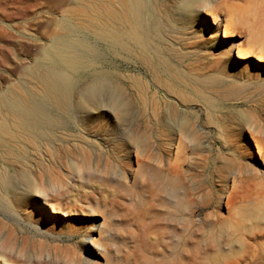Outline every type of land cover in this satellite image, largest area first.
<instances>
[{"label": "rangeland", "instance_id": "obj_1", "mask_svg": "<svg viewBox=\"0 0 264 264\" xmlns=\"http://www.w3.org/2000/svg\"><path fill=\"white\" fill-rule=\"evenodd\" d=\"M77 1L80 2V0H0V94L9 92V90L11 91L14 89L15 93L19 94L20 96L23 95V97H25L26 99L30 95H36V96L39 95V93H37L39 86L37 84L38 80L36 79V77H34V75L31 72H33L34 68L40 61L43 52L45 53L46 50L48 51L52 50L49 49L51 48V44L53 41L56 42L58 40L59 42L58 41L57 42L61 43L64 40L73 41L78 37H83L86 43L89 44L91 47H93V52L84 51V54L87 53L86 55L89 58L90 68H87L86 66L84 69L83 67L81 71L82 76L83 77L85 76L87 79L88 78L92 79L94 74L99 73L100 71V73L106 74L108 77V81L105 84L109 85L110 83L112 84V82L114 84L115 80H116L115 84H120V83L122 85L124 84L125 87L129 89L127 92H130L128 95L134 101V106L129 108L130 111L128 116L129 119L126 118V120L127 119L128 120L127 121L124 120V122L123 120L119 121L116 118V113L113 110V106L110 105L108 102H106V105L98 103V106L94 107L95 109L94 108L92 109L89 106H88L89 108L87 107V109H83L84 107L81 105H79L78 107L73 106L72 108H70L71 110L70 109L68 110L69 114L61 112L62 113L61 115L59 114L60 112L49 107L48 108L49 110L48 109L45 110L48 111L47 113L49 114V117L50 118L52 117L53 121H55V125L54 126L45 125V120L42 119L41 122H39L38 129H35V131L38 130L39 132L38 135L39 137H37L38 140L36 141L35 139L31 138V135L29 137L28 136L22 137L21 135L18 136L19 140L18 139L16 140L18 142H15L14 144L12 142L10 145L12 147L15 146L17 148L20 147V149H22L23 152L20 153L19 158L15 159V161L10 160L11 163H13L12 165L9 164L10 162H7V160L9 161V159H6V157L4 156L5 154L0 152L1 153L0 155V262L1 264H56V263L57 264L58 263L59 264H76V263L77 264H118V263L122 264L124 260H125L124 264L126 263L129 264L130 261L133 262V263L130 262V264H134V263L138 264L139 259L145 260L154 257H155L154 261L165 264H170V263L176 264V262L178 264H197L198 262L199 264L201 263L205 264L206 260L208 259L209 253H211L212 255V253L217 250V249L213 250L215 249L214 247H216V244H218L217 247L221 246V243L223 246L225 241L226 242L230 241V239L232 241L233 237H235L234 239L241 237L244 240L246 239L248 240L249 238L248 230L252 229V226L249 227V223L245 220L244 214L248 209L252 208L255 202H257V194L261 193L262 190H263L262 192H264V187H263L264 165H262V162L258 159L256 148L254 147V143H252V139L250 138L251 128L256 127L260 131L259 137L264 143V62L257 61L256 58L258 54H260L259 52L260 50L258 46L256 45L254 46V42L251 41L250 37L252 31L253 32L255 31L256 33H259L261 36H264V30L262 28V23H260L259 18H256V20L251 19L249 25L248 24L243 25L238 23L233 24L229 15V11L227 10L229 7L233 5H238V6L242 5L241 7L245 6L244 8L246 10L247 8L249 9L253 4H251L249 0L219 1L221 7L219 11H217V13L218 15H220L219 17L221 23H219L220 26L217 27L212 24V18L210 17H207L206 20L207 22H206L204 20H200L197 16L190 17L186 15L184 11V7H182L181 0L178 1L174 0L176 2H172L173 0H164V4L162 3L164 7L160 6L162 12L159 9L152 10L148 6L145 7L144 10L142 11L144 13V15L142 13V16L144 18V23L147 21V19H150V21H147V23H145L146 25L143 28V32L145 31L143 37L146 38L148 37L149 39L147 38L146 41L144 40V43L138 44L137 42H133L131 39L130 40L128 39V36L125 34L126 33L125 29H119V32L122 31L121 35L123 36L119 34L120 36L118 41L119 44L113 45L103 39H99L95 37V35H93L89 29L85 30L80 28L81 24H79V22L75 20L73 17L69 16V12L72 9L79 7L77 5L78 4ZM168 1L171 2L169 3ZM256 2L260 4L263 3L262 0ZM165 3L167 6H165ZM170 6H171L170 8L171 10L169 9ZM148 8H150V10ZM261 10L263 12H261ZM157 14L159 16L156 19V17L153 15L157 16ZM261 14L264 15V7L260 6L256 10V15H258L259 17L261 16ZM146 15L147 16L149 15L150 18L147 17ZM179 15L181 16L180 18ZM166 16H168L169 19ZM185 16L186 18H184ZM181 19L183 20L181 21ZM229 23L233 24V26L231 25L232 28L230 30L231 31L230 36L224 37L223 35L224 27ZM66 24H68L67 30L64 28V26H62V25L67 26ZM165 24L166 25L168 24V27ZM176 24H178L180 27ZM74 25L77 27H75ZM76 29L79 30V33L77 32L78 30ZM153 29H156L158 31H155ZM175 29L178 31H176ZM70 30L72 32H70ZM73 30H76V32ZM147 32L151 35V37ZM126 36L127 39H125ZM153 40L155 42H153ZM165 44H167V46ZM168 44H170L171 46ZM48 47L50 48L48 49ZM173 47L176 48L173 49ZM238 47H244L247 49L249 48L248 59L239 60L237 58L236 52L238 51ZM124 48H127V50H124ZM193 50H195V52ZM138 53L141 55H138ZM128 54L130 57L127 56ZM131 54L133 56H131ZM147 55L151 56V58L148 57ZM147 59L149 63H147ZM191 59L192 60L195 59V60L192 62ZM144 63H146L147 65ZM111 72L113 73L111 74ZM118 72L121 73V76L122 75L123 76L120 77V74ZM123 77H127V78L132 77V78L130 80H127L124 79ZM83 79L86 80L85 78ZM143 81H144V85H143ZM82 84L83 83L81 82L79 88L80 87L83 88ZM134 85L137 87H135ZM172 89L174 90V92ZM186 90L188 91V93L186 92ZM157 95L158 98H156ZM205 97H207V99H204ZM38 98L41 97L39 96ZM164 101H166V103ZM172 101H174L175 103ZM158 102L160 104L162 102L163 103L162 105H160ZM136 107L138 109L140 108L141 110L139 109L140 110L139 111ZM73 108L75 109V111ZM99 108L100 111H97L96 109L99 110ZM106 108H109V110H113L114 112L113 111L110 112L108 109L106 111ZM169 108H173L175 110L177 109L176 113L173 114V112H168L167 109ZM184 108L185 110H183ZM78 110L80 112L83 111L82 114L83 116H85L84 119L86 120L84 121L86 122L87 125H88L87 121L88 122L93 121L90 131H86L85 129L83 130L81 127L79 128V125H77L80 116ZM179 110H181V112ZM94 111L96 114L93 113ZM149 111L151 112V114ZM188 112H191V115ZM145 114L147 118H145ZM185 114L186 116H184ZM86 115L88 116L86 117ZM54 116L56 119L54 118ZM177 116H179L180 118ZM69 117L73 119H69ZM95 117H97V119H94ZM149 117L150 118L152 117L151 121ZM184 118L189 123V126L191 128L192 140L191 138L190 139L188 138L189 140L185 139L183 142H181L184 139V137L181 135L180 132L178 133L177 129L181 125V122L179 121H183ZM164 119L165 121L163 122ZM173 120L174 122H172ZM177 121L178 124L180 123L179 126H176ZM197 121H200V123ZM126 122L128 123L126 124ZM166 125L167 126L170 125V126L167 127ZM133 129L134 131H132ZM143 129L146 130L144 131ZM128 130H130L131 133H128ZM148 130L151 132H149ZM194 130H196V132ZM80 132L84 135L86 133L87 134L89 133L88 138H90V140H93V146L91 145L89 147V156L85 155L86 158L85 159L81 152L80 155H78L79 158H77V156H74L73 159L74 162H76L75 163L76 166L74 165L73 167L69 165L70 162H68L67 159H64V162L60 160L62 156V153L60 154V152H57L55 156L56 160H54L52 155L50 154V151L48 150L49 149L48 144L54 143L53 141L54 139L52 140L53 138L52 134L63 133V134L77 135ZM123 132H125V136ZM91 133H93V135ZM164 134L165 136L163 137ZM48 135L50 136V138ZM119 136H121L122 138ZM136 136H138V138L143 136L144 137V138L142 137L143 139L140 138L141 142L143 143H141L139 139L137 140ZM204 138L208 141H205ZM170 139L173 140L172 155L174 156V163L175 162L177 163V165L176 163L174 164V169L172 170L169 169V166L166 165V162L164 160L170 152L169 150L170 147L167 143V140ZM29 140L30 142H33L41 146V148L35 149L30 144ZM106 140H108L109 142ZM132 140H133L132 143L135 144L130 143ZM42 141H44V143ZM197 141H199L200 143ZM137 142L138 143L140 142L139 144L141 145L142 144L144 145V143L146 142L149 146V150H147L149 155H146L141 158L143 164L140 165V168L139 166H137V164H135ZM179 143L180 145H182V148L179 145ZM190 144H192V146ZM176 145L180 146L182 152L181 150L179 152ZM175 146L176 148H174ZM201 146L203 148H201ZM107 147L109 149H107ZM188 147H190L191 149L189 150ZM231 147L234 148V150L231 151L232 149ZM17 148H15L16 151H18ZM176 149L178 150L177 154H176L177 152ZM125 151H131L132 159H130L128 153ZM159 154L161 155V158L163 157L164 160L163 164H159L157 160L153 158L154 156L158 157ZM178 154L181 155L176 157ZM58 155H60V157ZM175 158L178 159L176 160ZM184 161H186L185 164L183 163ZM233 162L234 163L236 162V164L238 165L235 164L236 166L235 165L233 166L234 164ZM6 163H8L9 165H7ZM225 164H227V166ZM194 165L196 166V168ZM141 166H144V169H141ZM3 169L6 171H4ZM227 170L230 171L228 172ZM75 171L76 173H74ZM101 171H103V173ZM156 171H162L164 173V178L167 182V186L162 190L165 192L161 191L160 192L161 194H159L158 197H155V194L151 193L150 188L146 186L148 184L145 182L147 180L146 176ZM245 171H247L248 173H246ZM95 172L97 173L94 174ZM117 172L122 174L118 175ZM114 173L117 174L118 176L117 175L115 176ZM231 173H233L234 175L233 174L231 175ZM261 174L262 176H260ZM111 178H112V182H111ZM90 181L92 183H89ZM108 181L113 183L111 184L112 186H110V183H108ZM115 181L118 186L115 184ZM242 182L245 186L247 185L248 189L249 187L255 188L256 191L254 192H257V194L254 193L255 198L253 197L252 200V201L255 200V202H252L253 203L252 204L251 201L249 202V200H244L243 195L241 199L240 197L238 198L232 197V200H230L232 201L231 206L229 208H226L225 202L229 197L233 196L235 191L234 186L236 187L243 186ZM222 183L224 184V186ZM56 185L58 186V188ZM60 185L62 186L59 187ZM49 188L50 190L53 191L51 192L49 190L50 191L49 192L48 191ZM118 188H121V190L119 191ZM124 190L125 193L123 192ZM173 190L174 191L176 190L177 193L175 191L174 193L172 192L173 194H171L170 191ZM191 190L194 191L191 192ZM224 190L226 191L224 192ZM31 191L35 195H33ZM125 195L127 196L125 197ZM164 195L167 197H165ZM171 197L174 198L171 199ZM148 198L150 199V201ZM161 199L163 203L160 201ZM44 201L48 202V205L46 204L44 205ZM136 202L140 204V206H137ZM148 202L149 204H147ZM170 202L172 205L170 204ZM141 203L145 204V207L142 206ZM37 204L38 207L43 206L48 209L46 211L41 210L40 208L37 209ZM60 204L62 206L57 208L58 206H60ZM160 204H162L163 206ZM51 205L52 206L54 205V207L57 208L58 212L61 209L60 212L56 214L50 213V210L52 208ZM135 206L138 208V210H136ZM150 206H152L151 210H148L150 209ZM65 207L67 208L65 209ZM105 207L107 208L104 209ZM139 207L142 210H140ZM146 209L149 213L146 211ZM68 210L69 212H67ZM134 210L136 212H134ZM166 210L167 211L169 210L168 211L169 215L167 214ZM172 211L175 214H173ZM179 211L180 213H178ZM150 213H152L154 216L152 214L150 215ZM162 214L164 215V219H162L163 218ZM103 219L105 221H102ZM164 220H166V222ZM258 220L259 221L257 222L258 224L256 225V227L261 226L259 225L261 223L264 226L263 224L264 221L261 222L260 219ZM261 220L264 219L261 218ZM194 223L196 224L193 225ZM208 224L211 225L210 228H208L209 227ZM94 225L102 226L103 229L101 232L102 236H99V233L96 232V230L92 227ZM153 226L155 227L152 228ZM177 228L181 229L182 231L181 230L176 231ZM150 229L153 231H151ZM196 229L198 232L196 231ZM199 229L202 232H199ZM208 229H210V231H208ZM228 229L229 232H226V230L228 231ZM170 230L171 233L169 232ZM194 230L196 231V233ZM112 232L114 233L111 234ZM172 232L175 233L173 234ZM225 232L228 234L223 236L222 234H225ZM193 233L195 234V236ZM201 233L207 236H203ZM200 234L202 235L201 237L202 239H200L199 238L200 236H198ZM217 234L222 236L221 237L217 236L216 238ZM92 237H94L98 242L104 245V248L106 250V254L104 253L105 255L103 254V256H100L97 254V252L99 251L93 247V244H91ZM205 237H208V241L207 238ZM222 237H224L225 239ZM197 238L199 239V241ZM164 239L167 240L165 241ZM192 243H194V246ZM141 246L142 248H140ZM195 246H197L195 248L196 250L200 251V249H202L203 247V249L207 250V252L201 250V252L198 253L194 249ZM204 246L207 248H204ZM148 248L149 251H146L148 250ZM163 249H165V251L168 250L166 251L167 253ZM171 249L173 253L172 255L171 252H169V250L171 251ZM117 251H120V253ZM152 251L157 256L154 255ZM223 251H224V255L226 254L231 255V252L228 251L227 249ZM223 251L221 252V254H223ZM107 252L108 253L111 252V253L108 254ZM257 252L258 254L263 253L264 248L259 247ZM204 253L208 255H205ZM181 254L184 256H182ZM198 254L200 255V257ZM120 255L121 256L123 255V257L121 258ZM180 256H182L183 259ZM193 256H195V260H193L194 258ZM219 256L221 255L219 254ZM184 257L185 258L187 257L188 259L187 258L184 259ZM221 257L220 260L223 259V256ZM84 258L86 259V261ZM177 258L179 262L183 260L185 262L183 261L179 263L177 261ZM198 258L199 260L203 259L204 261L202 260L203 262L200 263V261L197 260ZM115 259H118L119 261ZM91 260H94V262L92 263ZM186 260L189 262H187ZM254 260L253 261L249 260L250 261L249 264H264V261L254 262ZM166 261H168V263Z\"/></svg>", "mask_w": 264, "mask_h": 264}, {"label": "bare ground", "instance_id": "obj_2", "mask_svg": "<svg viewBox=\"0 0 264 264\" xmlns=\"http://www.w3.org/2000/svg\"><path fill=\"white\" fill-rule=\"evenodd\" d=\"M176 1H178V0H176ZM176 1H172V2H176ZM219 1H221V0H181V2H182V7H184V11H185V13H186V15H188V16H190V17H194V16H197L200 20H204V21H206L207 20V17H210V18H212V24L213 25H215V26H220L219 25V23H221L220 22V15H218V13H217V11H219V9H220V7H221V4L219 3ZM256 1H259V0H249V2L251 3V4H253L249 9L247 8L246 10H245V6H243V7H241L242 5H233V6H231V7H229L228 8V10L227 11H229V15H230V18H231V21L233 22V24H235V23H238V24H248L249 25V23H250V21H251V19L253 20V19H255L256 20V18H259L260 19V23H262V28H263V30H264V15L263 14H261V16H259L258 17V15H256V10L261 6V7H264V1L262 0V4H260V3H257ZM78 2V1H77ZM169 2V1H168ZM171 2V1H170ZM169 2V3H170ZM261 2V1H260ZM164 4V0H80V2H78V6L79 7H77V8H74V9H72L70 12H69V16L70 17H73L75 20H77L78 22H79V24H81L80 25V28H82V29H85V30H87V29H89L90 31H91V33L93 34V35H95V37H97V38H99V39H103V40H105V41H107L108 43H111V44H113V45H117V44H119V38H120V36H119V34L121 35V32H119V29H125V34L128 36V39L130 40H132L133 42H137L138 44H142V43H144V40L146 41L147 40V38L146 37H143V34H145L144 32H143V28L145 27V23H147V21H150V19H147V21L144 23V18H143V16H142V11L144 10V8L145 7H150L152 10L154 9H156V10H161V12H162V9H161V7H164L163 6V4ZM162 4V5H161ZM172 4V3H171ZM170 4V5H171ZM222 5H224V4H222ZM161 6V7H160ZM165 6H167L166 5V3H165ZM173 6V5H172ZM150 8H148L149 10H150ZM171 8V6L169 7V9ZM227 8V7H226ZM177 9V8H176ZM148 10V11H149ZM171 10V9H170ZM175 10V9H174ZM182 10V9H181ZM146 11V10H145ZM147 11V12H148ZM169 11V10H168ZM183 11V10H182ZM183 11V12H184ZM183 12H181V13H183ZM261 12H263L262 10H261ZM173 13V12H172ZM220 13V12H219ZM147 14V13H146ZM149 14V13H148ZM154 14H155V12H154ZM163 14V13H162ZM169 14V13H168ZM177 14V13H176ZM203 14H204V17H203ZM143 15H144V13H143ZM150 15V14H149ZM149 15L147 16V17H149ZM165 15V14H164ZM183 15V14H182ZM12 16V15H11ZM153 16H155L156 17V19H157V17L159 16L158 14H157V16L156 15H153ZM161 16V15H160ZM162 17V16H161ZM167 18H168V16H166ZM177 17H178V15H177ZM181 16L179 15V18H180ZM150 18V17H149ZM166 18V19H167ZM174 18V17H173ZM184 18H186V16L184 17ZM188 18V17H187ZM10 19V18H9ZM152 19H153V17H152ZM169 19V18H168ZM222 19V18H221ZM183 19H181V21H182ZM188 20V19H187ZM186 20V21H187ZM153 21V20H152ZM167 21V20H166ZM175 21V20H174ZM173 21V22H174ZM210 21V20H209ZM157 22V21H156ZM171 22H172V20H171ZM183 22H185V21H183ZM207 22V21H206ZM259 22V21H258ZM155 23V22H154ZM160 23V22H159ZM167 23V22H166ZM175 23V22H174ZM179 23V22H178ZM201 23V22H200ZM209 24V23H208ZM233 24H227L225 27H224V30H223V35H224V37H229L230 36V33H231V28H232V26H233ZM67 26H65V25H62V26H64V28L67 30L68 28V24H66ZM166 25V24H165ZM164 25V26H165ZM176 25H178V24H176ZM193 25V24H192ZM232 25V26H231ZM256 25V24H255ZM254 25V26H255ZM75 26V25H74ZM152 26V25H151ZM159 26V25H158ZM163 26V25H162ZM167 27H168V24L166 25ZM179 26V25H178ZM60 27V26H59ZM71 27V26H70ZM75 27H77V26H75ZM153 27V26H152ZM160 27V26H159ZM175 27V26H174ZM180 27V26H179ZM182 27V26H181ZM235 27V26H234ZM73 28V27H72ZM256 28V27H255ZM258 28V27H257ZM261 28V27H260ZM71 29V28H70ZM74 29V28H73ZM148 29H150V28H148ZM148 29H147V31H148ZM169 29H170V27H169ZM76 30H78V29H76ZM76 30H73V31H75L76 32ZM146 30V29H145ZM153 30H155V31H158V30H156V29H153ZM159 30H160V28H159ZM173 30V29H172ZM176 30V29H175ZM180 30V29H179ZM182 30V29H181ZM188 30V29H187ZM211 30H213V29H211ZM255 30H257V29H255ZM154 31V32H155ZM176 31H178V30H176ZM61 32V31H60ZM69 32V31H68ZM70 32H72L71 30H70ZM78 33H79V30L77 31ZM168 32V31H167ZM182 32V31H181ZM65 33V32H64ZM148 33V32H147ZM151 33V32H150ZM158 33V32H157ZM170 33V32H169ZM172 33V32H171ZM149 34V33H148ZM148 34H147V36H148ZM152 34V33H151ZM174 34V33H173ZM150 35V34H149ZM162 35V34H161ZM121 36H123V35H121ZM127 36L125 37V39H127ZM144 36H146V35H144ZM157 36V35H156ZM180 36V35H179ZM191 36V35H190ZM150 37H151V35H150ZM153 37V36H152ZM158 37V36H157ZM162 37V36H161ZM144 38H146V39H144ZM160 38V37H159ZM179 38V37H178ZM149 39V38H148ZM250 39H251V41L252 42H254V46L256 45V46H258V48H259V52H260V54H258V56H257V61L258 62H264V36H261L259 33H256L255 31L253 32H251V37H250ZM124 40V39H123ZM171 40V39H170ZM177 40V39H176ZM58 41V40H57ZM55 42V41H53L52 42V44H51V48L50 47H48V49L49 50H51V51H48V50H46L45 51V53L43 52V55H41L42 57H41V59H40V61L38 62V64L36 65V69L34 68V70H33V72H31L33 75H34V77H36V79L38 80H35V81H37L38 83V92L37 93H39V95H37L38 97L40 96L41 98H38L36 95H30V96H28L27 97V99L25 98V97H23V95L22 96H20L19 94H17V93H15V91H14V89L13 90H9V92H6V93H2V94H0V152H2V153H4L5 155V157H6V159H9V161L7 160V162H10L9 164L10 165H12L13 163H11V161L10 160H14L15 161V159H17V158H19V155H20V153L21 152H23V150L22 149H20V147L19 148H17L16 146L15 147H12L10 144L13 142V144L15 143V142H18V141H16L17 139H18V136H30L31 135V138L32 139H35V141L36 140H38L37 139V137H39L38 135H39V132H38V130H36L35 131V129H38V125H39V122H41V120L43 119V120H45V125H48V126H54L55 125V121H53V119H52V117L50 118L49 117V114L47 113L48 111H46L45 109H48L49 107L50 108H52V109H54V110H56V111H58V112H60L59 114L61 115L62 113L61 112H63V113H68V110L70 109V108H72L73 106H76V107H78L79 105H81V106H83L84 108L83 109H87V107L89 106L90 108H94V107H97L98 106V103H101V104H104V105H106V102H108L110 105H112L113 106V110L115 111V113H116V118L120 121H122L123 120V122H124V120H126V118H128V116H129V108H131V107H133L134 106V101L131 99V97H129V93L130 92H127L129 89H127V87H125V85L123 84H115L116 83V80H115V83L113 84V82H112V84L110 83L109 85H107V84H105L107 81H108V77H107V75L106 74H102V73H100V71H99V73H96V74H94V76H93V78L92 79H90V78H86L85 76L83 77L82 76V74H81V71H82V69H83V67H84V69H85V67L87 66V68H90L89 66H90V61H89V58L87 57V53L86 54H84V51H89V52H93V47H91L89 44H87L86 43V41L84 40V38L83 37H78L77 39H74L73 41H66V40H64L63 42H61V43H58V42ZM125 42H126V40H125ZM153 42H155L154 40H153ZM169 42V41H168ZM127 43H128V41H127ZM129 43H130V41H129ZM148 43V42H147ZM138 44H136V45H138ZM150 44V43H149ZM149 44H147V45H149ZM153 44V43H152ZM157 44V43H156ZM164 44V43H163ZM173 44V43H172ZM177 44V43H176ZM93 45V44H92ZM108 45H110V44H108ZM151 45V44H150ZM154 45V44H153ZM159 45V44H158ZM166 46H167V44H165ZM168 45H170V44H168ZM171 46V45H170ZM114 47V46H113ZM123 47V46H122ZM139 47V46H138ZM169 47V46H168ZM94 48H96V47H94ZM118 48V47H117ZM120 48V47H119ZM140 48V47H139ZM162 48H164V47H162ZM174 48H176V47H173V49ZM113 49V48H112ZM111 49V50H112ZM134 49V48H133ZM135 49H136V46H135ZM134 49V50H135ZM167 49V48H166ZM186 49V48H185ZM192 49V48H191ZM249 49V48H248ZM248 49L247 48H244V47H238V51L236 52V56H237V58L239 59V60H246V59H248L249 58V53H248ZM116 50V49H115ZM114 50V51H115ZM118 50V49H117ZM124 50H127V48H124ZM133 50V51H134ZM139 50V49H138ZM142 50V49H141ZM157 50V49H156ZM168 50H171V49H168ZM121 51V50H120ZM119 51V52H120ZM183 51V50H182ZM194 52H195V50H193ZM126 52V51H125ZM139 52V51H138ZM142 52V51H141ZM152 52V51H151ZM155 52V51H154ZM157 52V51H156ZM159 52V51H158ZM174 52V51H173ZM176 52V51H175ZM185 52V51H184ZM188 52V51H187ZM233 52V51H232ZM115 53H118V52H115ZM121 53V52H120ZM119 53V54H120ZM131 53V52H130ZM180 53V52H179ZM98 54V53H97ZM133 54V53H132ZM131 54V56H133ZM158 54V53H157ZM172 54H174V53H172ZM171 54V55H172ZM190 54V53H189ZM233 54V53H232ZM138 55H141V54H139L138 53ZM143 55V54H142ZM152 55H153V53H152ZM182 55V54H181ZM193 55V54H192ZM195 55V54H194ZM96 56V55H95ZM94 56V57H95ZM128 57H130L129 56V54L127 55ZM148 56V55H147ZM147 56H144V57H147ZM154 56H156V55H154ZM173 56V55H172ZM188 56H190V55H188ZM94 57H93V59H94ZM136 57V56H135ZM143 57V56H142ZM148 57H150L151 58V56H148ZM158 57V56H157ZM174 57V56H173ZM193 57V56H192ZM191 57V58H192ZM197 57V56H196ZM96 58V57H95ZM149 58V59H150ZM155 58V57H154ZM153 58V59H154ZM159 59V58H158ZM161 59V58H160ZM174 59H176V58H174ZM184 59V58H183ZM151 60V59H150ZM186 60V59H185ZM192 60V59H191ZM195 60V59H194ZM194 60H192V62L194 61ZM92 61V60H91ZM139 61H140V59H139ZM138 61V62H139ZM144 62V61H143ZM142 62V63H143ZM152 62V61H151ZM147 63H149L148 62V59H147ZM161 63V62H160ZM183 63V62H182ZM181 63V64H182ZM141 64V63H140ZM144 64H146V63H144ZM180 64V65H181ZM142 65V64H141ZM147 65V64H146ZM160 65V64H159ZM183 65V64H182ZM188 65V64H187ZM145 66V65H144ZM143 66V67H144ZM153 66V65H152ZM161 66V65H160ZM263 66V65H262ZM96 67V66H95ZM95 67H92V68H95ZM150 67V66H149ZM86 68V69H87ZM165 68V67H164ZM167 68V67H166ZM98 69V68H97ZM96 69V70H97ZM149 69V68H148ZM158 69H160V68H158ZM163 69V68H162ZM187 69V68H186ZM195 69V68H194ZM30 70V69H29ZM93 70V69H92ZM95 70V71H96ZM152 70V69H151ZM156 70H157V67H156ZM175 70H176V68H175ZM184 70H185V68H184ZM188 70V69H187ZM88 71V70H87ZM86 71V72H87ZM91 71V70H90ZM89 71V72H90ZM95 71H93V72H95ZM101 71H104V70H101ZM166 71V70H165ZM165 71H163V72H165ZM178 71V70H177ZM180 71V70H179ZM202 71V70H201ZM28 72V71H27ZM105 72H107V71H105ZM153 72V71H152ZM160 72V71H159ZM185 72V71H184ZM189 72V71H188ZM104 73V72H103ZM113 72H111V74H112ZM119 73V72H118ZM117 73V74H118ZM149 73V72H148ZM181 73H182V71H181ZM120 74V77H122L121 76V73H119ZM154 74V73H153ZM156 74H157V71H156ZM85 75V74H84ZM196 75V74H195ZM32 76V75H31ZM87 76H89V75H87ZM117 76V75H116ZM119 76V75H118ZM125 76V75H124ZM133 76V75H132ZM137 76V75H136ZM190 76H192V75H190ZM193 76H194V74H193ZM210 76V75H209ZM110 77V76H109ZM198 77V76H197ZM201 77V76H200ZM32 78V77H31ZM83 78H85L86 80H84ZM115 78V77H114ZM124 79H127V80H130L131 78L130 77H123ZM202 78V77H201ZM117 79V78H116ZM123 79V80H124ZM199 79V78H198ZM134 80V79H133ZM196 80V79H195ZM214 80V79H213ZM126 81V80H125ZM205 81V80H204ZM81 82L83 83L82 85V87L83 88H79V86L81 85ZM127 82V81H126ZM134 82V81H133ZM194 82V81H193ZM211 82V81H210ZM213 82V81H212ZM131 83V82H130ZM138 83V82H137ZM136 83V84H137ZM36 84V85H37ZM139 84V83H138ZM131 85V84H130ZM141 85V84H140ZM143 85H144V81H143ZM126 86H128V85H126ZM133 86V85H132ZM135 86V85H134ZM213 86V85H212ZM31 87V86H30ZM135 87H137V86H135ZM131 88V87H130ZM168 88V87H167ZM133 89V88H132ZM146 89V88H145ZM186 89H188V88H186ZM21 90H24V89H21ZM37 90V89H36ZM134 90V89H133ZM137 90V89H136ZM173 90V89H172ZM194 90V89H193ZM149 91V90H148ZM151 91V90H150ZM179 91V90H178ZM134 92V91H133ZM140 92V91H139ZM155 92H156V89H155ZM173 92H174V90H173ZM184 92V91H183ZM186 92L188 93V91L186 90ZM194 92V91H193ZM141 93V92H140ZM170 93V92H169ZM219 93V92H218ZM227 93V92H226ZM230 93H232V92H230ZM29 94H31V93H29ZM28 94V95H29ZM35 94H36V92H35ZM152 94V93H151ZM150 94V95H151ZM163 94V93H162ZM166 94V93H165ZM222 94H223V92H222ZM132 95V94H131ZM149 95V96H150ZM173 95V94H172ZM192 95V94H191ZM134 96V95H133ZM132 96V97H133ZM164 96V95H163ZM166 96V95H165ZM137 97V96H136ZM135 97V98H136ZM151 97V96H150ZM202 97V96H201ZM209 97V96H208ZM134 98V97H133ZM145 98V97H144ZM155 98V97H154ZM156 98H158V95H157V97ZM162 98V97H161ZM160 98V99H161ZM175 98V97H174ZM199 98V97H198ZM151 99V98H150ZM164 99V98H163ZM162 99V100H163ZM169 99V98H168ZM179 99V98H178ZM177 99V100H178ZM188 99H189V97H188ZM204 99H207V97H205ZM135 100V99H134ZM156 100V99H155ZM166 100V99H165ZM173 100V99H172ZM176 100V101H177ZM191 100H192V98H191ZM165 103H166V101H164ZM168 102V101H167ZM172 102H174V101H172ZM178 102V101H177ZM137 103V102H136ZM146 103V102H145ZM147 103H148V101H147ZM146 103V104H147ZM159 103V102H158ZM163 103V102H162ZM162 103L160 104V105H162ZM175 103V102H174ZM173 103V104H174ZM181 103V102H180ZM179 103V104H180ZM172 104V105H173ZM140 105V104H139ZM171 105V104H170ZM177 105V104H176ZM184 105V104H183ZM187 105V104H186ZM192 105V104H191ZM194 105V104H193ZM141 106V105H140ZM149 106V105H148ZM167 106V105H166ZM178 106V105H177ZM86 107V108H85ZM88 107V108H89ZM100 107H101V105H100ZM108 107V106H107ZM110 107V106H109ZM163 107V106H162ZM171 107V106H170ZM187 107V106H186ZM75 108V107H74ZM73 108V109H74ZM137 108V107H136ZM167 108V107H166ZM178 108V107H177ZM204 108V107H203ZM72 109V110H73ZM83 109H81V110H83ZM95 109V108H94ZM103 109V108H102ZM101 109V110H102ZM107 109L109 110V108H106V111H107ZM138 109V108H137ZM140 109V108H139ZM138 109V110H139ZM179 109V108H178ZM181 109V108H180ZM201 109H202V107H201ZM208 109H210V108H208ZM207 109V110H208ZM49 110V109H48ZM71 110V109H70ZM97 111H100V108H99V110L98 109H96ZM113 110H109L110 112L111 111H113ZM131 110V109H130ZM141 110V109H140ZM139 110V111H140ZM145 110V109H144ZM162 110V109H161ZM168 110V112H173V114L174 113H176V111H177V109L175 110V109H173V108H169V109H167ZM183 110H185V108L183 109ZM194 110V109H193ZM205 110V109H204ZM53 111V110H52ZM74 111H75V109H74ZM79 111V110H78ZM113 111V112H114ZM180 112H181V110H179ZM187 111V110H186ZM189 111V110H188ZM83 112V111H82ZM82 112H80L79 111V114H80V116H79V120H78V124L77 125H79V128L81 127L83 130L85 129L86 131H90L91 130V126H92V122L93 121H87V123H88V125L86 124V122L84 121V120H86V119H84L85 118V116H83V114H82ZM150 112V111H149ZM148 112V113H149ZM162 112V111H161ZM183 112V111H182ZM205 112V111H204ZM214 112V111H213ZM74 113H76V112H74ZM93 113H95V111L93 112ZM137 113V112H136ZM141 113H142V111H141ZM143 113H145V112H143ZM184 113H185V111H184ZM188 113H190V115H191V112H188ZM217 113V112H216ZM69 114V113H68ZM88 114V113H87ZM92 114V113H91ZM96 114V113H95ZM113 114V113H112ZM140 114V113H139ZM150 114H151V112H150ZM181 114V113H180ZM242 114V113H241ZM54 115V114H53ZM115 115V114H114ZM133 115V114H132ZM183 115V114H182ZM189 115V114H188ZM189 115V116H190ZM217 115V114H216ZM69 116V115H68ZM76 116V115H75ZM88 115H86V117H87ZM139 116V115H138ZM143 116H144V114H143ZM157 116H159V115H157ZM162 116H163V114H162ZM167 116V115H166ZM175 116H176V114H175ZM184 116H186V114L184 115ZM66 117V116H65ZM74 117V116H73ZM153 117V116H152ZM152 117L150 118V121H151V119H152ZM173 117V116H172ZM177 117H179V116H177ZM176 117V118H177ZM249 117V116H248ZM54 118H55V116H54ZM110 118V117H109ZM143 118V117H142ZM145 118H147L146 117V114H145ZM159 118V117H158ZM180 118V117H179ZM190 118V117H189ZM192 118V117H191ZM214 118H216V117H214ZM56 119V118H55ZM69 119H73V118H71V117H69ZM94 119H97V117H95ZM129 119V118H128ZM127 119V120H128ZM166 119V118H165ZM165 119L163 120V122L165 121ZM168 119V118H167ZM182 119V118H181ZM218 119V118H217ZM241 119V118H240ZM239 119V120H240ZM91 120V119H90ZM126 120V121H127ZM144 120V119H143ZM175 120V119H174ZM174 120L172 121V122H174ZM191 120V119H190ZM194 120V119H193ZM203 120V119H202ZM242 120V119H241ZM243 120H245V119H243ZM58 121V120H57ZM74 121H76V120H74ZM154 121V120H153ZM204 121V120H203ZM245 121H247V120H245ZM95 122V121H94ZM107 122V121H106ZM117 122V121H116ZM123 122H121V123H123ZM171 122V121H170ZM179 122H181V125L179 126V124H178V121H177V125L176 126H179L178 127V133L180 132L181 133V135L184 137V139L183 138H181V139H183L181 142H183L185 139H190L191 138V134H192V132H191V128H190V126H189V123L186 121V119L184 118L183 119V121H179ZM197 122H199L200 123V121H197ZM213 122V121H212ZM74 123V122H73ZM128 122H126V124H127ZM244 123H246V122H244ZM43 124V123H42ZM41 124V125H42ZM60 124V123H59ZM86 124V125H85ZM98 124V123H97ZM119 124V123H118ZM167 124V123H166ZM170 124H172V123H170ZM174 124H176V123H174ZM44 125V126H45ZM69 125V124H68ZM102 125H104V124H102ZM168 125V124H167ZM166 125V126H167ZM202 125V124H201ZM209 125V124H208ZM58 126V125H57ZM95 126V125H94ZM108 126V125H107ZM119 126H121V125H119ZM126 126V125H125ZM170 126V125H169ZM169 126H167V127H169ZM176 126H174V127H176ZM246 126V125H245ZM255 126H256V124H255ZM70 127V126H69ZM75 127H77V126H75ZM160 127V126H159ZM46 128V127H45ZM61 128V127H60ZM59 128V129H60ZM67 128V127H66ZM93 128V127H92ZM102 128V127H101ZM108 128V127H107ZM114 128V127H113ZM173 128V127H172ZM200 128V127H199ZM213 128V127H212ZM246 128V127H245ZM77 129V128H76ZM100 129V128H99ZM126 129V128H125ZM161 129V128H160ZM159 129V130H160ZM197 129V128H196ZM202 129V128H201ZM242 129V128H241ZM247 129V128H246ZM42 130V129H41ZM67 130V129H66ZM70 130V129H69ZM121 130V129H120ZM144 130V129H143ZM146 130V129H145ZM144 130V131H145ZM218 130V129H217ZM60 131V130H59ZM85 131V132H86ZM93 131V130H92ZM98 131V130H97ZM119 131V130H118ZM132 131H134V129L132 130ZM149 131V130H148ZM165 131V130H164ZM195 132H196V130H194ZM198 131V130H197ZM219 131V130H218ZM247 131V130H246ZM56 132V131H55ZM67 132V131H66ZM83 132V131H82ZM100 132V131H99ZM110 132V131H109ZM108 132V133H109ZM122 132V131H121ZM149 132H151V131H149ZM148 132V133H149ZM173 132V131H172ZM217 132V131H216ZM259 130L256 128V127H252L251 128V130H250V138L252 139V143H254V147L256 148V152H257V155H258V159L262 162V165H264V143L262 142V140H261V138L259 137ZM47 133V132H46ZM81 133V132H80ZM77 134V135H73V134H52V140L54 141V143L53 144H48L47 142V144H48V147H49V151H50V154L52 155V157H53V159L54 160H56V154H57V152H60V154L62 153V156H61V161L62 162H64V159H67V161L68 162H70L69 163V165H71L72 167L75 165L76 166V162H74V159H73V157L74 156H77V158H79L78 157V155H80V152L83 154V156H84V158H85V155H87V156H89V147L92 145L93 146V140H90V138H88L89 137V133L87 134V136H86V134L84 135V134ZM107 133V134H108ZM128 133H131L130 132V130H128ZM135 133V132H134ZM146 133V132H145ZM177 133V132H176ZM199 133V132H198ZM75 134V133H74ZM92 135H93V133H91ZM96 134V133H95ZM103 134V133H102ZM123 134H124V136H125V132H123ZM133 134V133H132ZM171 134V133H170ZM109 135V134H108ZM135 135V134H134ZM138 135V134H137ZM141 135V134H140ZM154 135V134H153ZM201 135V134H200ZM203 135V134H202ZM262 135V134H261ZM49 136V135H48ZM47 136V137H48ZM96 136V135H95ZM105 136V135H104ZM114 136V135H113ZM117 136V135H116ZM127 136H130V135H127ZM139 136V135H138ZM138 136H136L137 137V140L139 139L140 140V142H141V139L140 138H142L143 136H144V133H143V136H141V137H139L138 138ZM165 136V134L163 135V137ZM175 136V135H174ZM119 137H121V136H119ZM132 137V136H131ZM179 137V136H178ZM200 137V136H199ZM49 138H50V136H49ZM97 138H99V137H97ZM111 138V137H110ZM115 138V137H114ZM122 138V137H121ZM135 138V137H134ZM144 138V137H143ZM142 138V139H143ZM171 138V137H170ZM173 138V137H172ZM175 138V137H174ZM42 139V138H41ZM46 139V138H45ZM45 139H44V141H45ZM94 139V138H93ZM103 139V138H102ZM107 139V138H106ZM127 139V138H126ZM130 139H132V138H130ZM188 139V140H189ZM205 139V138H204ZM218 139V138H217ZM19 140V139H18ZM21 140V139H20ZM99 140V139H98ZM104 140H105V138H104ZM111 140V139H110ZM191 140H192V138H191ZM190 140V141H191ZM34 141V142H35ZM44 141H42L43 143H44ZM106 141H108V140H106ZM147 141V140H146ZM156 141H157V139H156ZM175 141V140H174ZM178 141V140H177ZM201 141V140H200ZM205 141H208V140H206L205 139ZM210 141V140H209ZM214 141H216V140H214ZM219 141V140H218ZM29 142H30V140H29ZM109 142V141H108ZM133 142V140L130 142L131 144H135V143H132ZM135 142V141H134ZM139 142V143H140ZM163 142V141H162ZM172 142H173V140H167V143H168V145H169V147H170V152H171V154H170V152H169V154L167 155V157L164 159L165 160V162H166V165H168L169 166V169L170 170H172V169H174V164L176 163H174V156L172 155ZM187 142V141H186ZM197 142H199V141H197ZM40 143V142H39ZM38 143V144H39ZM114 143V142H113ZM122 143H123V141H122ZM127 143V142H126ZM138 142L136 143V147H137V149H136V163L135 164H137V166H139V168H140V165H142L143 164V162H142V157H144V156H146V155H149L148 154V151L147 150H149V146H148V144L145 142L144 143V145H143V147H142V145L141 144H139ZM141 143H143V142H141ZM178 143V142H177ZM176 143V144H177ZM200 143V142H199ZM208 143V142H207ZM30 144L35 148V149H38V148H41V146H39V145H37V144H35V143H33V142H30ZM100 144H101V142H100ZM202 144H203V142H202ZM215 144V143H214ZM20 145V144H19ZM30 145V146H31ZM42 145V144H41ZM107 145H108V143H107ZM110 145H111V142H110ZM113 145V144H112ZM115 145V144H114ZM175 145V144H174ZM179 145H180V143H179ZM177 146V149L179 150V152H180V150H181V148H182V145H180L181 146V148H180V146ZM191 146H192V144H190ZM253 145V144H252ZM31 146V147H32ZM102 146V145H101ZM106 146V145H105ZM132 146V145H131ZM176 146L174 147V148H176ZM188 146V145H187ZM204 146V145H203ZM215 146V145H214ZM22 147V146H21ZM95 147V146H94ZM111 147V146H110ZM119 147V146H118ZM168 147V146H167ZM185 147V146H184ZM237 147V146H236ZM15 148H17L18 149V151H16V149ZM105 148V147H104ZM134 148V147H133ZM180 148V149H179ZM189 148V150L191 149L190 147H188ZM193 148V147H192ZM201 148H203L202 146H201ZM205 148V147H204ZM209 148V147H208ZM215 148V147H214ZM224 148V147H223ZM229 148V147H228ZM232 148V147H231ZM230 148V149H231ZM32 149V148H31ZM106 149V148H105ZM107 149H109L108 147H107ZM163 149H164V147H163ZM168 149V148H167ZM176 149V154L178 153V150ZM200 149V148H199ZM34 150V149H33ZM40 150V149H39ZM38 150V151H39ZM47 150V151H48ZM111 150V149H110ZM121 150V149H120ZM130 150V149H129ZM205 150H207V149H205ZM213 150V149H212ZM229 150V149H228ZM232 150H234V148H232L231 149V151ZM237 150V149H236ZM240 150V149H239ZM242 150V149H241ZM36 151V150H35ZM37 151V152H38ZM100 151V150H99ZM104 151V150H103ZM153 151V150H152ZM187 151H188V149H187ZM199 151H201V150H199ZM207 151H209V150H207ZM125 152H127L128 153V155H129V157H130V159H132V156H131V151H125ZM134 152V151H133ZM181 152H182V150H181ZM210 152H212V151H210ZM210 152H208V153H210ZM219 152V151H218ZM224 152V151H223ZM49 153V152H48ZM95 153V152H94ZM153 153V152H152ZM151 153V154H152ZM155 153V152H154ZM157 153V152H156ZM194 153V152H193ZM225 153V152H224ZM223 153V154H224ZM59 154V153H58ZM107 154V153H106ZM111 154V153H110ZM150 154V155H151ZM186 154V153H185ZM188 154V153H187ZM191 154H192V152H191ZM237 154V153H236ZM244 154V153H243ZM0 155H1V153H0ZM3 155V154H2ZM50 155V156H51ZM116 155V154H115ZM181 154H178L176 157H178V156H180ZM213 155H215V154H213ZM225 155V154H224ZM3 156V157H4ZM59 157H60V155H58ZM125 156V155H124ZM135 156V155H134ZM153 156V155H152ZM163 156V155H162ZM187 156V155H186ZM218 156V155H217ZM230 156V155H229ZM72 157V158H71ZM95 157V156H94ZM102 157V156H101ZM113 157V156H112ZM151 157V156H150ZM185 157V156H184ZM184 157H183V159H184ZM224 157V156H223ZM51 158V157H50ZM96 158V157H95ZM155 160H157V162L159 163V164H163V157L161 158V155L159 154L158 155V157H153ZM161 158V159H160ZM189 158V157H188ZM192 158V157H191ZM194 158V157H193ZM217 158V157H216ZM6 159H5V162H6ZM71 159H73V160H71ZM81 159V158H80ZM86 159V158H85ZM114 159H115V157H114ZM127 159V158H126ZM129 159V158H128ZM145 159V158H144ZM176 160L178 159V158H175ZM71 160V161H70ZM94 160V159H93ZM96 160V159H95ZM104 160H105V158H104ZM151 160H152V158H151ZM180 160V159H179ZM182 160V159H181ZM190 160V159H189ZM199 160V159H198ZM57 161H58V159H57ZM188 161V160H187ZM192 161V160H191ZM195 161H196V159H195ZM200 161V160H199ZM222 161V160H221ZM227 161H228V159H227ZM235 161V160H234ZM61 162V163H62ZM81 162V161H80ZM130 162V161H129ZM151 162V161H150ZM154 162V161H153ZM185 162L186 161H184L183 163L185 164ZM258 162V161H257ZM54 163H55V161H54ZM57 163V162H56ZM60 163V164H61ZM181 163V162H180ZM194 163V162H193ZM234 163V162H233ZM7 165H9L8 163H6ZM15 164V163H14ZM63 164V163H62ZM93 164V163H92ZM198 164V163H197ZM224 164V163H223ZM236 164V162L233 164V166ZM165 165V166H166ZM176 165H177V163H176ZM180 165V164H179ZM182 165V164H181ZM189 165V164H188ZM226 166H227V164H225ZM236 165H238V164H236ZM235 165V166H236ZM94 166V165H93ZM120 166V165H119ZM183 166V165H182ZM195 166V165H194ZM200 166V165H199ZM220 166H223V165H220ZM220 166H219V168H220ZM231 166H232V164H231ZM62 167V166H61ZM101 167H102V165H101ZM121 167V166H120ZM189 167V166H188ZM187 167V168H188ZM229 167V166H228ZM113 168V167H112ZM122 168V167H121ZM133 168V167H132ZM178 168V167H177ZM181 168V167H180ZM195 168H196V166H195ZM227 168V167H226ZM231 168V167H230ZM238 168V167H237ZM7 169V168H6ZM95 169V168H94ZM141 169H144V166H141ZM192 169V168H191ZM213 169V168H212ZM233 169V168H232ZM4 170V169H3ZM102 170V169H101ZM176 170V169H175ZM188 170V169H187ZM194 170V169H193ZM257 170V169H256ZM255 170V171H256ZM4 171H6V170H4ZM70 171V170H69ZM95 171V170H94ZM212 171V170H211ZM217 171V170H216ZM223 171H225V170H223ZM228 171V170H227ZM230 171V170H229ZM228 171V172H229ZM233 171V170H232ZM102 173H103V171H101ZM105 172V171H104ZM114 172V171H113ZM120 172V171H119ZM129 172V171H128ZM127 172V173H128ZM142 172V171H141ZM191 172V171H190ZM196 172V171H195ZM195 172H193V173H195ZM235 172H236V169H235ZM246 173H248L247 171H245ZM262 172V171H261ZM74 173H76V171L74 172ZM82 173V172H81ZM97 172H95L94 174H96ZM118 173V172H117ZM215 173V172H214ZM219 173V172H218ZM223 173V172H222ZM110 174V173H109ZM115 174V173H114ZM120 173H118V175H119ZM122 174V173H121ZM120 174V175H121ZM131 174V173H130ZM146 174H148V173H146ZM227 174V173H226ZM228 174H230V173H228ZM233 173H231V175H232ZM252 174V173H251ZM25 175V174H24ZM98 175V174H97ZM117 174H115V176H116ZM117 175V176H118ZM234 175V174H233ZM235 175H236V173H235ZM23 176V175H22ZM76 176H78V175H76ZM82 176V175H81ZM91 176V175H90ZM216 176V175H215ZM219 176V175H218ZM246 176H247V174H246ZM260 176H262V174L260 175ZM94 177V176H93ZM112 177V176H111ZM120 177V176H119ZM131 177V176H130ZM130 177H128V178H130ZM24 178H25V176H24ZM116 178V177H115ZM114 178V179H115ZM146 178H147V180L145 181L148 185H146V186H148V188H150V190H151V193H153V194H155V197H158L159 196V194H161L160 192L167 186V182H166V180H165V178H164V173L162 172V171H156V172H153V173H151L150 175H148V176H146ZM215 178V177H214ZM248 178V177H247ZM261 178V177H260ZM28 179V178H27ZM96 179V178H95ZM249 179V178H248ZM252 179H253V177H252ZM251 179V180H252ZM5 180H6V178H5ZM71 180H72V178H71ZM119 180H120V178H119ZM125 180V179H124ZM124 180H121V181H124ZM145 180V179H144ZM221 180V179H220ZM228 180V179H227ZM250 180V181H251ZM256 180V179H255ZM261 180V179H260ZM114 181V180H113ZM136 181V180H135ZM229 181V180H228ZM236 181V180H235ZM254 181V180H253ZM259 181V180H258ZM75 182V181H74ZM73 182V183H74ZM111 182H112V178H111ZM111 182H109L108 181V183H110V186H112L111 184H113V183H111ZM128 182V181H127ZM219 182V181H218ZM225 182V181H224ZM239 182V181H238ZM67 183V182H66ZM69 183H71V182H69ZM77 183V182H76ZM89 183H92L91 181L89 182ZM103 183V182H102ZM136 183V182H135ZM233 183H234V180H233ZM2 184V183H1ZM115 184H116V181H115ZM114 184V185H115ZM139 184V183H138ZM223 184V183H222ZM237 184V183H236ZM242 184H243V182H242ZM254 184V183H253ZM261 184V183H260ZM49 185V184H48ZM73 185V184H72ZM108 185V184H107ZM117 185V184H116ZM140 185V184H139ZM138 185V186H139ZM196 185H197V183H196ZM198 185H199V183H198ZM234 185V184H233ZM263 185V184H262ZM36 186H38V185H36ZM47 186V185H46ZM57 186V185H56ZM62 185H60L59 187H61ZM118 186V185H117ZM137 186V187H138ZM143 186V185H142ZM210 186V185H209ZM214 186V185H213ZM223 186H224V184H223ZM227 186V185H226ZM255 186V185H254ZM260 186V185H259ZM120 187V186H119ZM136 187V186H135ZM145 187V186H144ZM191 187V186H190ZM215 187V186H214ZM235 187V191H234V194H233V196H231V197H229L228 199H227V201L225 202L226 204V208H229L230 206H231V203H232V201H230V200H232V197H234V198H238V197H240V199H241V197H242V195H243V197H244V200H249V202L251 201V203L252 202H255V200L254 201H252L253 200V197H254V193H256L257 194V192H254V191H256L255 190V188H250L249 187V189L247 188V185L245 186L244 184H243V186H234ZM244 187V188H243ZM264 187V186H263ZM45 188V187H44ZM48 188V187H47ZM57 188H58V186H57ZM56 188V189H57ZM133 188V187H132ZM147 188V187H146ZM222 188H224V187H222ZM243 188V189H242ZM262 188V187H261ZM55 189V188H54ZM119 189V191L121 190V188H118ZM137 189V188H136ZM142 189V188H141ZM191 189V188H190ZM195 189V188H194ZM196 189H198V188H196ZM218 189V188H217ZM227 189V188H226ZM240 189H241V191H240ZM50 190V188L48 189V191ZM59 190V189H58ZM126 190V189H125ZM125 190L123 191L124 193H125ZM148 190V189H147ZM215 190V189H214ZM229 190V189H228ZM227 190V191H228ZM262 190V189H261ZM42 191V190H41ZM51 192L53 191V190H50ZM49 191V192H50ZM176 191V190H175ZM174 190L173 191H170V193L171 194H173L174 192H175ZM182 191V190H181ZM192 191H194V190H191V192ZM205 191V190H204ZM223 191V190H222ZM221 191V192H222ZM226 190H224V192H225ZM263 191V190H262ZM261 191V193H259V194H257V202H255L254 204H253V206H252V208H250V209H248L246 212H245V214H244V218H245V220L249 223V227L250 226H252V229H249L248 230V232H249V238H248V240L246 239V240H244V239H242L241 237H239V238H237V239H234L235 237H233V239H232V241H231V239H230V241H225L224 242V245L222 246V243H221V246H218L217 247V245L218 244H216V247H214L215 249H213V250H216V251H214L213 253H212V255H211V253H209V256H208V259L206 260V262H205V264H249L250 263V261L249 260H254V262H261V261H264V252L263 253H261V254H258V248L259 247H262V248H264V226L262 225V223L261 222H263L264 220H261V218L262 219H264V192H262ZM32 192V191H31ZM75 192V191H74ZM141 192H144V191H141ZM146 192V191H145ZM162 192H165V191H162ZM167 192V191H166ZM173 192V193H172ZM178 192H180V191H178ZM215 192V191H214ZM213 192V193H214ZM259 192H260V190H259ZM15 193V192H14ZM33 193V192H32ZM58 193V192H57ZM149 193V192H148ZM147 193V194H148ZM168 193H169V191H168ZM167 193V194H168ZM176 193H177V191H176ZM182 193V192H181ZM184 193H185V191H184ZM42 194V193H41ZM127 194H128V192H127ZM143 194V193H142ZM170 194V195H171ZM204 194V193H203ZM221 194V193H220ZM33 195H35L34 193H33ZM60 195V194H59ZM135 195V194H134ZM139 195V194H138ZM137 195V196H138ZM140 195H141V193H140ZM180 195V194H179ZM182 195V194H181ZM17 196V195H16ZM61 196V195H60ZM127 195H125V197H126ZM129 196V195H128ZM165 196V195H164ZM204 196V195H203ZM37 197H40V196H37ZM65 197V196H64ZM136 197V196H135ZM150 197V196H149ZM165 197H167V196H165ZM147 198V197H146ZM160 198V197H159ZM174 197H171V199H173ZM198 198V197H197ZM223 198V197H222ZM255 198V197H254ZM57 199V198H56ZM62 199V198H61ZM124 199V198H123ZM149 199V198H148ZM201 199V198H200ZM46 200V199H45ZM122 200V199H121ZM158 200V199H157ZM125 201V200H124ZM134 201V200H133ZM139 201H140V198H139ZM143 201V200H142ZM149 201H150V199H149ZM156 201V200H155ZM161 202H162V199L160 200ZM164 201V200H163ZM222 201V200H221ZM171 202H172V200H171ZM171 202H170V204H171ZM173 202H174V200H173ZM205 202V201H204ZM223 202V201H222ZM248 202V201H247ZM248 202V203H249ZM37 203V202H36ZM61 203V202H60ZM73 203V202H72ZM71 203V204H72ZM137 203V202H136ZM146 203V202H145ZM163 203V202H162ZM169 203V202H168ZM179 203V202H178ZM246 203V202H245ZM42 204V203H41ZM48 205V202H46V201H44V205ZM75 204V203H74ZM142 204V206H144L145 207V204H143V203H141ZM147 204H149V202L147 203ZM156 204H157V202H156ZM165 204V203H164ZM204 204V203H203ZM239 204V203H238ZM54 205H56V204H54ZM54 205L52 206V208H51V210H50V213H52V214H56V213H59L60 212V210H59V212L57 211V208H59V207H61L62 205L60 204V206H58L57 208L56 207H54ZM160 205H162V204H160ZM172 205V204H171ZM249 205H251V204H249ZM249 205H247V206H249ZM50 206V205H49ZM103 206V205H102ZM137 206H140V204H138L137 203ZM163 206V205H162ZM167 206V205H166ZM134 207V206H133ZM151 207L152 206H150V209H148V210H151ZM173 207V206H172ZM196 207V206H195ZM235 207V206H234ZM251 207V206H250ZM38 208H40L41 210H47L48 208H46V207H43V206H39L38 207V204H37V209ZM67 207H65V209H66ZM107 207H105L104 209H106ZM135 208H136V210H138V208L135 206ZM170 208V207H169ZM176 208V207H175ZM184 208V207H183ZM186 208H188V207H186ZM139 209H140V207H139ZM177 209V208H176ZM198 209V208H197ZM213 209V208H212ZM222 209V208H221ZM72 210V209H71ZM73 210H75V209H73ZM140 210H142V209H140ZM139 210V211H140ZM155 210V209H154ZM204 210V209H203ZM208 210V209H207ZM211 210V209H210ZM219 210V209H218ZM80 211V210H79ZM146 211H147V209H146ZM169 211V210H168ZM168 211L166 210V212H167V214H168ZM178 211V210H177ZM220 211V210H219ZM65 212V211H64ZM67 212H69V210L67 211ZM71 212V211H70ZM81 212V211H80ZM134 212H136L135 210H134ZM148 212V211H147ZM159 212H161V211H159ZM171 212V211H170ZM182 212V211H181ZM218 212V211H217ZM221 212V211H220ZM62 213V212H61ZM82 213H83V210H82ZM139 213V212H138ZM149 213V212H148ZM172 213L173 214H175L173 211H172ZM178 213H180V211L178 212ZM177 213V214H178ZM227 213V212H226ZM45 214V213H44ZM64 214V213H63ZM66 214H68V213H66ZM72 214V213H71ZM70 214V215H71ZM85 214V213H84ZM152 213H150V215H151ZM156 214V213H155ZM164 214V213H163ZM162 214V215H163ZM176 214V215H177ZM182 214V213H181ZM231 214V213H230ZM48 215V214H47ZM153 215V214H152ZM165 215V214H164ZM164 215H163V218L162 219H164ZM169 215V214H168ZM168 215H166V216H168ZM189 215V214H188ZM66 216V215H65ZM68 216V215H67ZM154 216V215H153ZM158 216V215H157ZM184 216V215H183ZM182 216V217H183ZM191 216V215H190ZM189 216V217H190ZM230 216V215H229ZM160 217V216H159ZM159 217H158V219H159ZM172 217V216H171ZM173 217H176V216H173ZM181 217V216H180ZM187 217V216H186ZM135 218H136V216H135ZM156 218V217H155ZM107 219V218H106ZM146 219V218H145ZM161 219V218H160ZM177 219V218H176ZM178 219H180V218H178ZM258 219H260V221L261 222H259V223H261V224H259V225H261V226H258V227H256V225L258 224L257 222L259 221ZM101 220V219H100ZM136 220V219H135ZM148 220V219H147ZM147 220H146V222H147ZM169 220V219H168ZM173 220V219H172ZM195 220V219H194ZM201 220V219H200ZM236 220H238V219H236ZM257 220V221H256ZM102 221H105L104 219L102 220ZM158 221V220H157ZM163 221V220H162ZM165 222H166V220H164ZM174 221H176V220H174ZM48 222V221H47ZM135 222V221H134ZM197 222V221H196ZM108 223V222H107ZM173 223V222H172ZM181 223V222H180ZM183 223V222H182ZM245 223V222H244ZM251 223V224H250ZM150 224V223H149ZM166 224V223H165ZM196 223H194L193 225H195ZM263 224H264V222H263ZM160 225V224H159ZM158 225V226H159ZM180 225V224H179ZM182 225V224H181ZM193 225H192V227H193ZM198 225V224H197ZM209 225V224H208ZM238 225V224H237ZM248 225V224H247ZM157 226V225H156ZM168 226V225H167ZM170 226V225H169ZM176 226H178V225H176ZM199 226V225H198ZM210 226L211 225H209V227L208 228H210ZM241 226H243V225H241ZM241 226H240V229H241ZM95 230H96V232H98L99 233V236H102L101 235V232H102V226H97V225H94V226H92ZM155 226H153L152 228H154ZM183 227V226H182ZM217 227V226H216ZM239 227V226H238ZM50 228V227H49ZM112 228V227H111ZM151 228V229H152ZM168 228V227H167ZM196 228V227H195ZM199 228V227H198ZM197 228V229H198ZM246 228H248V227H246ZM105 229V228H104ZM107 229V228H106ZM150 229V230H151ZM183 229V228H182ZM197 229H196V231H197ZM205 229H207V228H205ZM137 230V229H136ZM155 230V229H154ZM176 230V229H175ZM179 230H181V229H178L177 228V230L176 231H179ZM215 230V229H214ZM151 231H153V230H151ZM158 231V230H157ZM173 231V230H172ZM182 231V230H181ZM195 231V230H194ZM196 231H195V233H196ZM208 231H210V229H208ZM137 232V231H136ZM170 233H171V230L169 231ZM190 232V231H189ZM198 232V231H197ZM199 232H202V231H200V229H199ZM226 232H229V229H228V231L226 230ZM225 232V234H222L223 236H225L226 234H228V233H226ZM91 233H92V231H91ZM104 233V232H103ZM114 232H112L111 234H113ZM142 233V232H141ZM143 233H144V231H143ZM173 233V232H172ZM175 233V232H174ZM173 233V234H174ZM177 233V232H176ZM205 233H207V232H205ZM204 233V234H205ZM216 233H218V232H216ZM221 233V232H220ZM110 234V235H111ZM194 234V233H193ZM192 234V235H193ZM202 235H203V233H201ZM198 235V236H200L199 238L200 239H202L201 237H202V235ZM85 235V234H84ZM107 235H108V233H107ZM106 235V236H107ZM117 235V234H116ZM178 235V234H177ZM187 235V234H186ZM191 235V234H190ZM221 235V236H222ZM229 235H230V233H229ZM228 235V236H229ZM239 235H241V234H239ZM91 236V235H90ZM194 236H195V234H194ZM203 236H207V235H203ZM217 236H219V237H221L220 235H216V238H217ZM227 236V237H228ZM247 236V237H248ZM86 237H88V236H86ZM110 237V236H109ZM177 237V236H176ZM196 237H197V235H196ZM196 237H194V238H196ZM83 238V237H82ZM107 238V237H106ZM193 238V237H192ZM205 238H207V241H208V237H205ZM222 238H224V237H222ZM109 239H112V238H109ZM139 239V238H138ZM168 239V238H167ZM166 239V240H167ZM178 239V238H177ZM184 239V238H183ZM198 239V238H197ZM211 239V238H210ZM221 239V238H220ZM225 239V238H224ZM224 239H223V241H224ZM85 240V239H84ZM165 240V239H164ZM165 240V241H166ZM187 240H189V239H187ZM226 240H227V238H226ZM229 240V239H228ZM135 241V240H134ZM141 241H142V238H141ZM198 241H199V239H198ZM220 241V240H219ZM219 241H218V243H219ZM222 241V242H223ZM86 242V241H85ZM84 242V243H85ZM102 242V241H101ZM106 242V241H105ZM196 242V241H195ZM216 242V241H215ZM214 242V243H215ZM201 243V242H200ZM204 243V242H203ZM205 243H207V242H205ZM210 243V242H209ZM213 243V244H214ZM82 244V243H81ZM91 244H93V247L95 248V249H97L99 252H97V254L98 255H100V256H103V254L105 253L106 254V250H105V248H104V245L103 244H101L100 242H98L94 237H92L91 238ZM187 244H188V242H187ZM193 244V246H194V243H192ZM196 244V243H195ZM133 245H135V244H133ZM147 245H148V243H147ZM204 245V244H203ZM174 246V245H173ZM172 246V247H173ZM188 246V245H187ZM189 246H190V244H189ZM161 247V246H160ZM166 247V246H165ZM185 247V246H184ZM192 247V246H191ZM197 246H195L194 247V249L196 248ZM199 247H200V245H199ZM202 247V246H201ZM83 248V247H82ZM116 248V247H115ZM140 248H142V246L140 247ZM147 248V247H146ZM164 248V247H163ZM171 248V247H170ZM182 248V247H181ZM204 248H207V247H205L204 246ZM208 248H209V246H208ZM135 249V248H134ZM199 249V248H198ZM225 249H227L228 251H230L231 252V255L230 254H226V255H224V251L223 250H225ZM164 251H165V249H163ZM175 250V249H174ZM190 250V249H189ZM188 250V251H189ZM192 250V249H191ZM196 250V249H195ZM201 250L203 251L204 249H203V247H202V249H200V251H198V250H196L198 253L199 252H201ZM210 250V249H209ZM101 251V252H100ZM109 251V250H108ZM144 251H145V248H144ZM146 251H149V248H148V250H146ZM166 251H168V250H166ZM165 251V252H166ZM178 251V250H177ZM187 251V250H186ZM223 251V254H221V252ZM92 252V251H91ZM114 252V251H113ZM117 252H119L120 253V251H117ZM141 252V251H140ZM157 252V251H156ZM164 252V253H165ZM169 252H171V255L173 254L172 253V249H171V251L169 250ZM180 252V251H179ZM204 252H207V250H204ZM261 252V251H260ZM108 253V252H107ZM111 253V252H110ZM110 253H108V254H110ZM119 253H118V255H119ZM152 253H153V251H152ZM167 253V252H166ZM193 253V252H192ZM226 253V252H225ZM104 254V255H105ZM139 254V253H138ZM150 254V253H149ZM154 254V253H153ZM177 254V253H176ZM180 254V253H179ZM205 254V253H204ZM219 254L221 255V256H223V259H221L220 260V257L221 256H219ZM113 255H115V254H113ZM135 255V254H134ZM151 255V254H150ZM154 255H156V254H154ZM182 255V254H181ZM193 255V254H192ZM199 255V254H198ZM205 255H208V254H205ZM204 255V256H205ZM110 256V255H109ZM112 256V255H111ZM157 256V255H156ZM159 256V255H158ZM169 256V255H168ZM182 256H184V255H182ZM182 256H180L182 259H183V257ZM203 256V257H204ZM120 257L122 258L123 257V255L121 256L120 255ZM154 257V256H153ZM174 257V256H173ZM177 257V256H176ZM194 258H193V260H195V256H193ZM199 257H200V255H199ZM202 257V258H203ZM87 258V257H86ZM98 258V257H97ZM115 258V257H114ZM124 258H125V256H124ZM135 258V257H134ZM137 258V257H136ZM151 258V257H150ZM155 258V257H154ZM154 258H151V259H145V260H141V259H139V263L138 264H165V263H161V262H157V261H154ZM156 258H158V257H156ZM166 258V257H165ZM164 258V259H165ZM171 258V257H170ZM181 258H179V259H181ZM187 258V257H186ZM185 257H184V259H186ZM191 258H192V256H191ZM222 258V257H221ZM52 259V258H51ZM85 259V258H84ZM88 259V258H87ZM132 259V258H131ZM168 259V258H167ZM188 259V258H187ZM190 259V258H189ZM205 259V258H204ZM55 260V259H54ZM115 260H118V259H115ZM121 260V259H120ZM130 260V259H129ZM163 260V259H162ZM197 260H199V258L197 259ZM203 259H201V260H199L200 261V263L201 262H203L202 261ZM85 261H86V259H85ZM84 261V262H85ZM92 261V263L94 262V260H91ZM112 261H113V259H112ZM119 261V260H118ZM117 261V262H118ZM122 261V260H121ZM120 261V262H121ZM125 261V260H124ZM124 261H123V263L122 264H124ZM134 261V260H133ZM177 261H178V258H177ZM184 261V260H183ZM183 261H181V262H183ZM187 261V260H186ZM251 261V262H252ZM50 262V261H49ZM76 262V261H75ZM83 262V261H82ZM131 262V261H130ZM130 262H129V264H130ZM163 262V261H162ZM167 263H168V261H166ZM179 262V261H178ZM181 262H179V263H181ZM185 262V261H184ZM187 262H189V261H187ZM194 262V261H193ZM6 263V262H5ZM54 263V262H53ZM56 263V262H55ZM131 263H133V262H131ZM0 264H1V262H0ZM57 264V263H56ZM59 264V263H58ZM77 264V263H76ZM119 264V263H118ZM127 264V263H126ZM135 264V263H134ZM171 264V263H170ZM176 264H178L177 262H176ZM197 264H199V262L197 263ZM202 264V263H201Z\"/></svg>", "mask_w": 264, "mask_h": 264}]
</instances>
